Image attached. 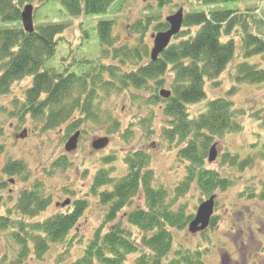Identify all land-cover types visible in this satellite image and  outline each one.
Segmentation results:
<instances>
[{
	"label": "trees",
	"instance_id": "trees-1",
	"mask_svg": "<svg viewBox=\"0 0 264 264\" xmlns=\"http://www.w3.org/2000/svg\"><path fill=\"white\" fill-rule=\"evenodd\" d=\"M22 1L0 0V96L10 93V88L17 81L30 78L29 85L22 91L21 112L40 122V130L46 132L67 124L66 132L69 133L85 120L100 121L103 115L95 104L100 88L109 85L112 89L115 84L117 90L127 87L148 89V81L153 80L155 88L149 102L161 105L163 113L169 118L162 128L165 141L171 146L174 143L176 156L186 162L184 176L171 193L164 186L154 184L153 172L148 169L150 156L144 150L124 156L127 173L119 178L113 179L110 170L105 168L97 170L90 191L105 208V222L122 218L138 229L141 236L138 241L133 240L131 232L119 221L107 229L100 225L82 255L72 264H126L127 260H131L132 264H202V251L198 249H176L171 254L173 229H185L193 217L192 213H186L184 204H175L192 186L205 196L214 194L216 189L223 191L231 186L228 177L207 168V155L211 137L240 131L243 126L235 117L237 113L232 102L226 98L208 101L204 111L194 117L188 113L187 107L205 99V82L214 83L233 59L236 50L234 30L237 28L240 31L242 60L235 66L233 81L237 84L263 83L264 68L247 59L264 52V38L256 34L253 27L249 31V23L238 16L236 8H218L236 0H195L201 9L183 14L182 28L185 30L175 34L172 37L175 41L169 43L156 59L151 60L148 47L141 41L144 30L156 18L143 16L129 25V32L140 33L137 43L131 46H114L112 21L99 20L94 30L100 46H103L102 53L119 59L118 66H105L95 59L90 60L85 72L58 71L46 68L45 62L53 56L58 44L56 36L63 32L64 25L40 23L34 26L32 33L24 31L20 16ZM47 1L59 2L68 16L75 17L107 13L119 0ZM154 2L161 8L172 0ZM255 23V28L263 24L261 19ZM193 27L196 30L192 34L189 30ZM167 28L165 21L157 23L156 29ZM127 62L132 67L122 72L120 67ZM167 72L172 73L168 83L170 95L162 98L158 93L165 84L163 77ZM106 73L109 74L108 82L103 77ZM250 117L256 121L259 118L257 113H252ZM260 126L264 129V125ZM111 127V131L118 128L115 121H112ZM107 132L110 133V130ZM180 144L182 146L178 148ZM2 152L0 145V154ZM102 163L108 164L109 156L103 158ZM247 163L248 159L241 161L238 168L243 169ZM65 164L66 159L60 157L52 166L60 168ZM24 169L20 161H8L3 165L2 172L14 175L23 173ZM250 192L249 197L256 196ZM139 193L142 194L141 206L123 212ZM258 198L264 201V187ZM50 203V196H46L41 185L34 182L19 191L15 210L19 215L33 218ZM86 208V200L75 199L70 211L56 212L42 220L24 221L22 218L0 216V235L7 232L18 244L20 260L31 251L39 259L51 244L68 242L70 231ZM216 223V216H212L210 228ZM29 243L33 246L32 250ZM170 254L173 256L167 259Z\"/></svg>",
	"mask_w": 264,
	"mask_h": 264
},
{
	"label": "rangeland",
	"instance_id": "rangeland-1",
	"mask_svg": "<svg viewBox=\"0 0 264 264\" xmlns=\"http://www.w3.org/2000/svg\"><path fill=\"white\" fill-rule=\"evenodd\" d=\"M116 3L107 13L75 17L68 16L59 2L47 0H23L20 10L25 4L33 7L34 26L50 22L64 25L63 32L56 36L58 44L53 56L45 62L46 68L85 72L87 64L95 59L105 66L119 64V59L103 55V46H100L94 30L97 21H112L114 46H131L137 43L140 33L129 32V25L143 16L156 18L142 34L141 41L150 53L154 35L163 31L156 29L157 23L174 14L179 7L183 13L201 9L195 0H172L161 8L155 6L154 0H119ZM218 8H236L238 16L249 23V31L253 27L254 32L264 38V0H236ZM260 19L263 24L255 28V21ZM195 30L193 27L189 31L193 34ZM234 31L236 50L233 59L214 83L205 82V99L187 107L188 113L194 117L204 111L208 101L226 98L232 102L237 113L235 117L243 126L240 131L211 137V145L215 144L217 155L212 162L207 161V168L228 177L231 182L227 189L214 191L213 216H216L217 223L195 235L189 234L187 228L181 231L173 229L172 232L171 254L176 249H198L202 251V264H264V201L258 198L264 187V129L260 126L264 125V82L234 83L235 66L242 60L239 28ZM172 41L175 40L172 38L170 43ZM247 61L264 68V52L249 57ZM132 64L135 66L136 63L132 61ZM131 67L127 62L120 69L124 72ZM103 77L109 81L108 73ZM171 78L172 73H165L163 89L169 90ZM30 81V78H23L12 85L10 93L0 96V145L3 149L0 154V183L3 184L0 189V216L22 218L24 221L42 220L56 212L70 211L75 199L86 200L87 208L70 231L68 242L51 244L39 259L31 251L20 260L18 244L7 232L1 233L0 264H72L82 255L100 225L107 229L120 222L131 232V238L138 241L141 236L138 229L124 219L105 222V208L90 191V185L94 173L100 168L110 170L113 179L126 174L124 156L136 150L149 154L148 169L153 172L154 184L164 186L169 193L184 176L186 162L176 156L175 144H168L162 134L169 118L160 104L149 102L155 88L154 81H148V89L127 87L117 90L115 84L112 89L109 85L100 88L95 103L103 115L100 121L85 120L69 133L66 132L67 124L46 132L40 130V122L21 112L22 91ZM252 113H257V121L250 117ZM112 121L118 126L115 131H111ZM109 130L110 133L107 132ZM75 131L79 132L77 145L74 150L65 151L64 145ZM101 137L107 138V144L100 149L93 148L92 141ZM107 156L109 163H102ZM60 157L65 158L67 164L53 167L52 163ZM245 159H248L247 166L239 169L238 164ZM8 161H20L25 166L24 172L14 175L3 173L2 167ZM34 182H38L43 193L50 196L51 203L37 216L26 218L16 213L15 200L20 190ZM249 190L256 196L249 197ZM206 198L192 186L175 205L184 204L186 213L194 215L200 202ZM66 200L70 203L61 206ZM141 204L142 194L139 193L123 212ZM29 246L32 250L31 243ZM171 254L167 259L173 256ZM126 264H132L131 260Z\"/></svg>",
	"mask_w": 264,
	"mask_h": 264
},
{
	"label": "water",
	"instance_id": "water-1",
	"mask_svg": "<svg viewBox=\"0 0 264 264\" xmlns=\"http://www.w3.org/2000/svg\"><path fill=\"white\" fill-rule=\"evenodd\" d=\"M20 16L23 29L26 32L31 33L33 31L32 6L30 4L23 6ZM182 18L183 16L181 8H179L174 14L169 15L165 18L169 26L168 29L160 31L154 35L153 46L150 50L151 60L156 59L158 54H160L162 50L167 47L171 37L178 33L182 25ZM160 95L163 97H167L169 95V91L162 89L160 91ZM78 136L79 132L76 131L72 136L69 137L64 145L65 151H72L75 149ZM107 142L108 140L106 137L96 138L92 141V147L95 149H100L103 148L107 144ZM216 155L217 153L215 150V144H212L208 150L207 161L212 162L216 158ZM214 198L215 195H211L208 199L202 201L199 204L193 219L188 223V232H190L191 234H196L208 227L210 217L213 212ZM68 203L69 200H66L60 205L64 206Z\"/></svg>",
	"mask_w": 264,
	"mask_h": 264
},
{
	"label": "bare ground",
	"instance_id": "bare-ground-1",
	"mask_svg": "<svg viewBox=\"0 0 264 264\" xmlns=\"http://www.w3.org/2000/svg\"><path fill=\"white\" fill-rule=\"evenodd\" d=\"M193 218V217H192Z\"/></svg>",
	"mask_w": 264,
	"mask_h": 264
}]
</instances>
